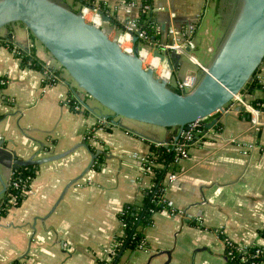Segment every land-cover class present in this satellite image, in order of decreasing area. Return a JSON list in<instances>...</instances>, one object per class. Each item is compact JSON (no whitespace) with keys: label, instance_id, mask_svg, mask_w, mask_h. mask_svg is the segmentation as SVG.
<instances>
[{"label":"crops","instance_id":"obj_1","mask_svg":"<svg viewBox=\"0 0 264 264\" xmlns=\"http://www.w3.org/2000/svg\"><path fill=\"white\" fill-rule=\"evenodd\" d=\"M62 1L73 8L80 2ZM94 1L114 8L120 0ZM240 2L153 4L163 39H172L171 23H198L191 54L207 66ZM138 12L135 7L132 14ZM113 14L123 23L128 16L123 7ZM101 25L117 33L112 21ZM0 35L14 43L12 48L0 41V191L8 185L14 156L45 159L22 203L0 218V264L17 259L20 264H102L123 232L120 213L125 204L141 203L143 188L152 182V174L132 153L148 155L152 141L171 142L179 130L114 115L78 86L24 23L9 24ZM17 48L34 49L50 70H60L59 80L46 82V72L24 65ZM167 52L173 67L163 60L160 71L173 87L184 81L191 91L202 66L188 54ZM258 74L264 83V60ZM262 94L259 89L241 92L212 115L209 123H215L190 146L176 179L167 183L170 208L154 213L153 223L144 229L146 246L125 249L118 264H227V240L264 246V110L258 115L260 124L252 121L250 111L252 100ZM73 97L84 106L71 108ZM99 122L109 129L94 128ZM98 149L92 163L91 152ZM97 157L104 159L100 168Z\"/></svg>","mask_w":264,"mask_h":264},{"label":"water","instance_id":"obj_2","mask_svg":"<svg viewBox=\"0 0 264 264\" xmlns=\"http://www.w3.org/2000/svg\"><path fill=\"white\" fill-rule=\"evenodd\" d=\"M102 19L109 22L111 16L103 13ZM13 22L24 23L78 86L114 115L179 131L228 105L252 81L264 60V0H241L207 69L191 91L182 92L153 66L144 65L136 34L132 38L136 49L128 51L104 27L62 0H0V30ZM154 53L173 67L167 51ZM99 152H91L92 163ZM6 187L4 183L0 194Z\"/></svg>","mask_w":264,"mask_h":264},{"label":"trees","instance_id":"obj_3","mask_svg":"<svg viewBox=\"0 0 264 264\" xmlns=\"http://www.w3.org/2000/svg\"><path fill=\"white\" fill-rule=\"evenodd\" d=\"M85 1V0H84ZM92 2L94 0H86ZM142 5L139 9L137 20L141 28L146 29L149 39L156 40L161 37V33L157 32L155 20L156 10L154 8V0H141ZM102 8L106 9V4L99 3ZM149 5V7H146ZM74 9L79 10L78 7ZM112 23L118 27L124 25L123 22L119 21L115 14L111 17ZM0 41L4 44L14 47V43L7 36L0 35ZM143 43L147 42L146 39H140ZM16 54L22 58V63L24 65L32 66L45 71L49 69L44 60L36 55L34 49L29 51L17 48ZM61 68L65 69L62 65ZM259 67L254 72V77L250 83L246 86L242 92H253L257 89L262 91V96L256 97L252 100V104L261 110H264V83H262L258 77ZM60 70L53 71L50 70L49 76L46 77V82H56L60 77ZM179 92L182 90L179 87H174ZM70 107L74 109L76 104V98H70ZM98 126H105V123H98L94 128ZM94 128H91L86 135V139L89 141L91 135H93ZM91 149L95 150L94 146ZM174 149L172 145L166 143L158 144L155 141L151 142V150L148 154L149 161L145 163V171L152 174V182L148 187L143 188L142 194L143 199L141 203H126L124 208L120 213V218L125 224L123 232L117 237L118 245L110 251V259H102V264H118L120 257L119 254L125 249H136L140 247L145 240L144 229L153 223L154 213L156 211L162 210L166 207L170 208L168 199L165 196L166 188L168 184L166 183V175L169 171H173L178 168V164L173 163L174 160ZM17 156H14L12 173L8 181V185L5 191L0 195V218L8 214L9 210L18 206L22 203L27 192L31 188V182L36 175L39 168V163L37 162H22ZM104 159L97 157L95 163L97 168H100L99 164ZM100 162V163H99ZM264 233V231H263ZM263 250L262 252H259ZM226 263L227 264H264V246L257 244L250 245H240L232 240H227V247L225 252ZM8 264H20V260L17 259Z\"/></svg>","mask_w":264,"mask_h":264},{"label":"built area","instance_id":"obj_4","mask_svg":"<svg viewBox=\"0 0 264 264\" xmlns=\"http://www.w3.org/2000/svg\"><path fill=\"white\" fill-rule=\"evenodd\" d=\"M142 6L143 5L141 0H120L115 5L114 8L112 7V5L106 4V9L102 8V6L99 3H96L95 1L88 2L86 0L85 1L80 0L79 4L77 5L79 11L84 15V17L87 20L93 21L99 25L105 22L102 19L103 13L110 15V12L113 9L117 10L118 7L125 8L126 12L128 13V16L125 20L124 25L122 27H117L118 29L117 33L109 32L110 35L117 38L124 49L128 51H134L136 48L132 38H133V34H136L138 36V42H137L139 47L138 52L143 58L144 65L146 67L153 66L156 73L163 77H165L164 76L165 72L160 71V67H159L160 63L163 61H161L160 58L157 55H155L154 53L155 50L172 51L181 54H188L193 61L197 62L199 65L202 66L203 70L207 69L205 65L200 63L196 59V57L193 56V54H191L192 51L197 47V40L195 37L198 29L197 22L191 21L179 27H177L174 23H171L169 29L173 35L171 40L163 39L161 37L156 40H150L146 29L141 28L139 26L137 16H134L132 14V11L135 7L141 9ZM146 7H149V5H147ZM171 16L174 17L175 12H171ZM156 30L157 32L160 33L159 25H156ZM140 39L141 40L146 39L147 42L143 43L142 41H140ZM45 72H46V76L48 77L50 69H46ZM258 77L260 81L263 83V79L259 74ZM177 87H179L182 91L188 90L186 87V83L184 81H178ZM83 106H84L83 103L76 98V104L74 105V109H80ZM218 111L205 117H199L196 120L192 121L189 124V127L182 128L179 131L176 138L173 139L171 142L167 143L168 145H172V148L174 149L175 155H174L173 163L179 165L182 159L188 156L190 146L193 143H195L197 140L201 139L206 134L208 130V124L210 118ZM250 111H251L252 121L255 124H260L261 122L260 119L258 118V115L263 110L251 104ZM158 144H163V142H159ZM132 155L134 158H137L139 161H141L143 168L145 166V163L149 161L148 155H142L137 152H133ZM177 175H178L177 169L173 171H169L166 175V179H165L166 183L174 181ZM123 226H125L124 223ZM117 245H118V241H116V243L113 245V247L110 250L112 251ZM145 246H146V241L144 240L143 244L140 247H145ZM262 251L263 250H260L259 252Z\"/></svg>","mask_w":264,"mask_h":264},{"label":"rangeland","instance_id":"obj_5","mask_svg":"<svg viewBox=\"0 0 264 264\" xmlns=\"http://www.w3.org/2000/svg\"><path fill=\"white\" fill-rule=\"evenodd\" d=\"M56 61H57V60H56ZM57 64H58V65H61L59 61H57ZM66 71H67V70H66ZM88 95H89V94H88ZM90 97H92V96H90Z\"/></svg>","mask_w":264,"mask_h":264},{"label":"bare ground","instance_id":"obj_6","mask_svg":"<svg viewBox=\"0 0 264 264\" xmlns=\"http://www.w3.org/2000/svg\"><path fill=\"white\" fill-rule=\"evenodd\" d=\"M214 118V117H213Z\"/></svg>","mask_w":264,"mask_h":264}]
</instances>
